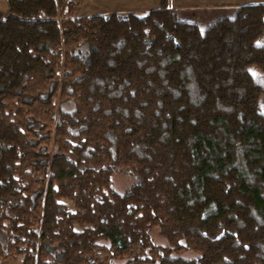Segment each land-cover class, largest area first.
I'll return each mask as SVG.
<instances>
[{
	"label": "trees",
	"instance_id": "1",
	"mask_svg": "<svg viewBox=\"0 0 264 264\" xmlns=\"http://www.w3.org/2000/svg\"><path fill=\"white\" fill-rule=\"evenodd\" d=\"M0 264H3V261H2V237H1V213H0Z\"/></svg>",
	"mask_w": 264,
	"mask_h": 264
}]
</instances>
